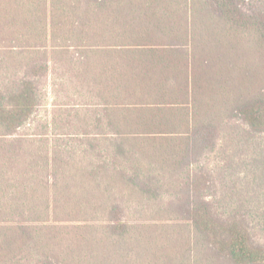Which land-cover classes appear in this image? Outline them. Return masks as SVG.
<instances>
[{
  "label": "trees",
  "instance_id": "trees-1",
  "mask_svg": "<svg viewBox=\"0 0 264 264\" xmlns=\"http://www.w3.org/2000/svg\"><path fill=\"white\" fill-rule=\"evenodd\" d=\"M56 60L67 100L40 118ZM0 75V264H151L124 211L160 172L192 179L187 250L264 264V0H0ZM222 140L228 195L247 174L230 211L209 199Z\"/></svg>",
  "mask_w": 264,
  "mask_h": 264
},
{
  "label": "rangeland",
  "instance_id": "rangeland-1",
  "mask_svg": "<svg viewBox=\"0 0 264 264\" xmlns=\"http://www.w3.org/2000/svg\"><path fill=\"white\" fill-rule=\"evenodd\" d=\"M66 68L67 65L62 64L61 62H59V60H56V62H52V66L48 76L43 78L44 87L47 91V108H41L40 112H38L37 117L45 118L49 107L51 110L49 114H51L52 116L55 110L53 104L58 103L59 101L67 100L63 97L64 91H59V86L56 84L57 82H59V79L57 78V72H64ZM5 82V75H0V83L4 84ZM1 86L3 87V85ZM57 113L58 112H54V116H57ZM57 119H60L59 116L57 117ZM73 127L74 126L69 124V126L67 125L66 128L68 130H71V136H75L76 132H78L79 130V128ZM85 129L87 130V132H96L93 130V127H88ZM25 131H28V129H25ZM78 135L74 138H77ZM221 137L223 139V135H221ZM102 138L105 137L102 136ZM227 143V140H222V143H219L220 146L218 145V151L214 152L211 156H208L209 158L206 161V166L210 170L209 172L213 175L214 178L213 189L216 190L214 195L210 196L209 199L214 202V204H216L221 209V211H230L228 208H235L240 205V203L242 202L241 190L245 187L244 184L247 177V174L243 172L239 174L237 173L236 190L238 191V194H236L235 197L227 194V192L229 191L228 187L229 185H231V182L228 174L225 172V166L228 162V155L231 156L233 154L232 146H227ZM219 147H222L223 149H219ZM225 152L228 153L227 156H225ZM170 172H172L171 169ZM160 173L161 175H158V180H154V182L151 181L152 186L154 187L155 183L156 185L158 184L159 195L155 197H142L140 195L134 194V196L130 198L131 202H128L126 204L124 218L130 220L132 223L142 224L147 228L150 227L149 230L151 231L154 230L151 235L157 242L152 245L151 254H149V260H151V264H153V260H156V258L158 257H161V259L159 260L160 262L167 261L169 258L164 259V254L168 256L171 255L172 257L179 256V259L181 261H184V259H186L187 264H201L200 261L203 264H210V262L207 260V257L203 254L199 259V253L196 252L195 249V238L192 242V247L194 249L193 252L189 249L187 250L186 241L188 236L190 235V232L189 228L186 227V224L189 222L186 218V213L183 210H180V204L184 202V194L182 188L183 186H187V184L192 185V179L184 173L180 176L177 174L171 176L170 173ZM255 175L256 177L252 175L250 176V178L252 180L254 189L258 190V172ZM255 198L257 201L258 198L256 196ZM238 200L240 201L238 202ZM98 216L105 218L104 213H99ZM2 217L3 216L0 214V218ZM173 225H175V228ZM156 235L158 237H156ZM163 243L166 244L165 247L168 244V247L163 248ZM153 253H156V255L153 256ZM118 257L119 260H123L119 255ZM212 264L228 263L219 259H214L212 261Z\"/></svg>",
  "mask_w": 264,
  "mask_h": 264
}]
</instances>
